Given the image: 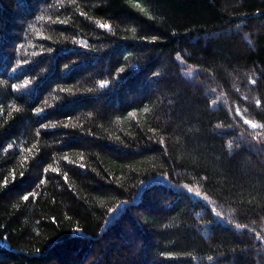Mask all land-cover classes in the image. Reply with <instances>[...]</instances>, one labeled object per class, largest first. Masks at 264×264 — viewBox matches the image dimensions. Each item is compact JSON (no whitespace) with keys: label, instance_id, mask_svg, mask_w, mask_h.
Segmentation results:
<instances>
[{"label":"trees","instance_id":"trees-1","mask_svg":"<svg viewBox=\"0 0 264 264\" xmlns=\"http://www.w3.org/2000/svg\"><path fill=\"white\" fill-rule=\"evenodd\" d=\"M0 264H264V0H0Z\"/></svg>","mask_w":264,"mask_h":264},{"label":"snow or ice","instance_id":"snow-or-ice-1","mask_svg":"<svg viewBox=\"0 0 264 264\" xmlns=\"http://www.w3.org/2000/svg\"><path fill=\"white\" fill-rule=\"evenodd\" d=\"M137 7H139V5H137ZM143 10V9H141ZM99 27L103 28V29H107L109 28V25L108 24H100ZM29 83L28 81H25V84ZM103 83H107V82H103ZM259 103V102H258ZM39 111V110H37ZM252 127H257V125L253 124ZM29 197L28 196H24V199L27 200ZM217 215H219V213H217Z\"/></svg>","mask_w":264,"mask_h":264}]
</instances>
